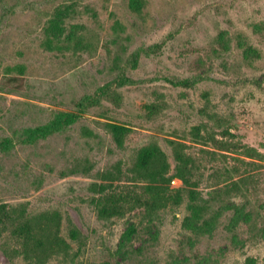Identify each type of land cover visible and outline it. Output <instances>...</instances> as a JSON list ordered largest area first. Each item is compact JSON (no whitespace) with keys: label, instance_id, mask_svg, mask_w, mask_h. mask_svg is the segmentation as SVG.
Masks as SVG:
<instances>
[{"label":"rangeland","instance_id":"rangeland-1","mask_svg":"<svg viewBox=\"0 0 264 264\" xmlns=\"http://www.w3.org/2000/svg\"><path fill=\"white\" fill-rule=\"evenodd\" d=\"M0 264H264V0H0Z\"/></svg>","mask_w":264,"mask_h":264},{"label":"trees","instance_id":"trees-1","mask_svg":"<svg viewBox=\"0 0 264 264\" xmlns=\"http://www.w3.org/2000/svg\"><path fill=\"white\" fill-rule=\"evenodd\" d=\"M8 81L16 82L17 78L8 79ZM110 134L114 142L121 146L123 144L124 138L128 129L124 126L110 125L109 126ZM174 156L178 162V167L176 168V176L182 180L184 186L189 188L188 193L191 199H194L196 193L192 188L195 187V182L192 180L191 168L188 167L189 157L182 153L180 147L182 145L174 143ZM137 175L142 177L147 183L146 190L154 194V203L156 209H163L169 205H178L180 202V195L178 191H171L166 186L169 183V178L165 173V165L162 162V155L156 148H148L144 150L140 156L139 163L137 165ZM99 189H103V185L98 186ZM208 205H204L202 208H194V215H199L200 212H207ZM117 208H107L103 206L99 210V216L101 218H107L111 215L119 214ZM235 215L238 216L239 213L235 212ZM205 225H210L206 223ZM70 236L72 239H77V232L71 231Z\"/></svg>","mask_w":264,"mask_h":264}]
</instances>
